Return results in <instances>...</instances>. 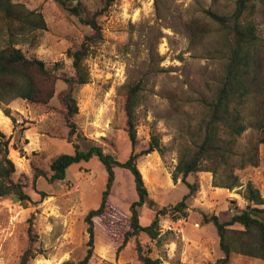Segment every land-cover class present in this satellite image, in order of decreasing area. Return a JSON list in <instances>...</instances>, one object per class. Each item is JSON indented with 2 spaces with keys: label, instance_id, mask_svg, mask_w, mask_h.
Instances as JSON below:
<instances>
[{
  "label": "rangeland",
  "instance_id": "1",
  "mask_svg": "<svg viewBox=\"0 0 264 264\" xmlns=\"http://www.w3.org/2000/svg\"><path fill=\"white\" fill-rule=\"evenodd\" d=\"M14 1L25 11H35L46 24L41 28L30 25L21 32L0 12V47L12 42L28 57L43 60L58 76L74 75L68 50L77 48L94 33L93 29L59 0ZM66 1L68 7L77 3ZM81 1L83 17L105 5L104 0ZM235 5L236 0H115L98 16L103 36L85 59L89 82L74 87L79 112L73 120L79 136L75 135L72 142L61 99L68 84L62 78L47 104L30 103L20 97L0 103V129L12 136L10 157L17 167L14 179L25 185L31 198L0 197V264H20L28 249L35 253L28 264H61L65 259L85 256L89 241L85 217L100 205L108 173L93 157L71 165L65 179L50 182V164L60 154L74 153L73 143L88 148L90 142L85 138L121 161L129 157L132 144L123 97L119 95L121 86L128 82L142 85L135 110L137 148L146 147L153 135L163 145V152L154 151L137 161L150 200L139 208L141 224L149 225L158 210L174 206L194 190L186 200L185 216L176 219L172 212L160 215L157 239L142 232L119 252L122 226L109 231L96 220V257L92 264H142L139 247L160 258L162 264H209L223 256L216 226L205 223L204 216L216 214L227 221L246 208L249 183L264 198V144L260 143L264 133L256 131L253 117L259 111L254 97L245 107L248 128L244 133L234 142L223 133L230 141L234 168L227 170L221 165L217 173L196 172L187 177V182L181 178L175 181L173 172L180 149L197 138L207 104L224 74L226 48L215 27L208 24L206 10L230 14ZM262 5L257 2L253 12L247 10L244 20L256 22L258 34L264 39ZM198 27L205 31L200 41L195 40ZM37 170L47 176L35 178ZM234 177L238 180L234 188L219 186ZM137 199L132 173L117 167L108 198L115 221L129 217L130 206ZM259 207L264 209V204ZM260 216L264 218V211ZM230 264H264V260L234 253Z\"/></svg>",
  "mask_w": 264,
  "mask_h": 264
},
{
  "label": "trees",
  "instance_id": "2",
  "mask_svg": "<svg viewBox=\"0 0 264 264\" xmlns=\"http://www.w3.org/2000/svg\"><path fill=\"white\" fill-rule=\"evenodd\" d=\"M59 1L94 31L92 35H87L77 48L68 50L75 74L60 77L48 69L43 60L28 57L20 47L10 42L0 47V103H9L20 97L30 103L47 104L55 95L57 81L62 78L68 84L61 99L66 108L65 119L69 127V142H72V138L78 135V126L73 117L79 112L74 87L89 82L90 73L85 65V59L89 55L91 46L100 41L103 36L98 16L104 14L115 0H104V7L88 14L87 17L82 16L81 0H76L77 3L72 7L67 6L66 0ZM257 2L264 6V0H236L235 9L230 14H219L211 9L206 10L208 24L214 26L216 33L223 38L227 59L216 94L207 104V113L200 124L197 138L192 145L183 146L179 151L178 164L173 172L175 181L181 178L183 182H187L189 175L200 171L217 173L221 165H225L227 170L234 168V163L231 161L233 153L229 145L230 141L226 140L223 135L230 136L231 142H234L248 128L244 111L251 97H254L255 108L259 111L253 117L256 120L255 126L258 127L256 131L259 134L264 133V39L258 34L256 22L244 20L246 11L253 12ZM0 12L5 20L14 24L21 32L27 30L30 25V28H41L46 24L43 17H37L35 11H25L23 5L14 0H0ZM201 29L198 27L195 33L197 41L205 36V31L202 32ZM189 30L191 33L194 32L192 28ZM141 91V83L128 82L121 86L119 92V95L123 97L127 130L132 144V152L125 161L119 160L111 152H106L102 145L85 138L90 142L88 148L82 149L78 143H73L74 153L60 154L50 164L52 171L48 178L50 182L65 179L67 169L71 165L89 161L93 157L103 164L108 173L106 189L100 205L98 208L90 209L85 217L89 232L88 249L85 256L78 260L65 259L61 264H92L96 257V220H100L109 231L114 227L122 226L119 231L121 236V244L117 249L119 252L132 238L142 232L152 239H157L160 234V215L172 212L176 219L186 215V200L194 189L185 194L182 200L174 206L158 210L156 217L149 225L144 226L140 222L139 208L150 200L149 191L137 161L139 157L154 151L163 152V145L157 135H153L143 149L137 148L135 110L140 102ZM11 139V135H7L0 129V197L16 195L20 200H30V195L25 191V185L14 179L17 167L10 157ZM260 143L264 144V136ZM251 162L254 164L253 161ZM117 167L127 169L132 173L138 195V199L130 206L131 215L126 218L122 217V222L115 221L112 215L113 207L108 200ZM40 176H47V173L37 170L35 178ZM237 185V177H234L232 182L219 186L232 189ZM190 186L192 187L193 184ZM245 198L249 202L248 206L236 211L227 221L220 220L216 214L204 216L205 223H213L216 226L223 252V256L216 263L209 264H230L234 253L264 260V218L260 216V212L264 209L259 207L264 204V198L251 183L247 187ZM138 256L142 264H162L160 258H153L145 253L142 247L138 248ZM34 257L35 253L28 249L21 256L20 264H28L29 260Z\"/></svg>",
  "mask_w": 264,
  "mask_h": 264
},
{
  "label": "bare ground",
  "instance_id": "3",
  "mask_svg": "<svg viewBox=\"0 0 264 264\" xmlns=\"http://www.w3.org/2000/svg\"><path fill=\"white\" fill-rule=\"evenodd\" d=\"M0 116H2V112L0 111Z\"/></svg>",
  "mask_w": 264,
  "mask_h": 264
}]
</instances>
